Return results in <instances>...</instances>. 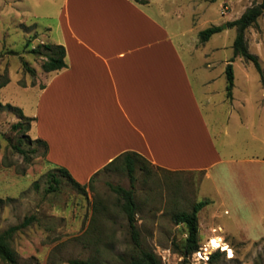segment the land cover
Segmentation results:
<instances>
[{"label": "rangeland", "instance_id": "obj_1", "mask_svg": "<svg viewBox=\"0 0 264 264\" xmlns=\"http://www.w3.org/2000/svg\"><path fill=\"white\" fill-rule=\"evenodd\" d=\"M177 1L176 9L181 12L177 26L183 30L193 27L192 32L180 39L202 43L198 31L215 25L222 27L262 0H198L194 4L188 0ZM61 12L62 0H0V82L5 78L9 81L0 88L1 105L9 103L19 107L27 117L33 114L38 90L44 82L41 64L45 58L32 54L31 49L41 43L55 44L61 40ZM235 35V28L226 26L214 34L202 50L193 54V60L207 58L215 62L210 74L217 77L212 85L216 91H224L225 82L218 75L224 74L225 65L233 56ZM245 40L249 52L258 58L263 78L253 63L235 58L232 63L234 107L225 104L223 109L216 110L217 121L208 120V124L224 156L262 159L263 16L245 31ZM182 54L186 61L191 60L186 49H182ZM23 62L35 69L34 77L25 72ZM198 74L200 72L193 74L192 79L199 92ZM228 108H235L233 113L244 120L243 126L231 123L227 126ZM209 110L204 108L206 116ZM20 120L13 111L0 106V232L19 224L26 216L37 218L31 226L17 232L10 242L19 264H67V260L75 258L95 264H121L122 258L128 259L133 246L125 215L120 210L123 201L111 186L133 189L141 244L162 264H182V246L187 236L184 225L175 224L173 217L180 212H190L193 204L203 200H209V204L197 214L199 244L206 241L210 226H222L225 228L222 235L230 234L225 239L233 250L231 259L221 256L213 264H264V227L252 228L253 240L242 239L231 222L232 214L223 213L225 207H220L214 188L203 179L202 172L169 173L136 158L133 186L124 164L118 162L92 174L90 180L82 184L84 192L61 173H58L61 183L47 192L50 189L47 174L54 167L47 164L43 147L34 142L31 128L22 132L12 129ZM15 146L26 151L36 147L37 153H29V158L25 159L15 151ZM215 212L217 217L211 218ZM187 259L188 264H195L191 255Z\"/></svg>", "mask_w": 264, "mask_h": 264}, {"label": "crops", "instance_id": "obj_2", "mask_svg": "<svg viewBox=\"0 0 264 264\" xmlns=\"http://www.w3.org/2000/svg\"><path fill=\"white\" fill-rule=\"evenodd\" d=\"M177 2L62 0L55 45L65 48L66 67L43 72L31 130L47 145V164L80 184L129 152L169 173L202 172L236 231L253 240L252 228L264 227V158L224 156L217 147L208 120L217 121L225 104L234 107V91L226 97V70L218 75L224 91H216L215 62L193 60L206 42L180 39L193 27L177 26ZM198 72L199 92L192 79ZM234 109L226 110L227 126H243Z\"/></svg>", "mask_w": 264, "mask_h": 264}, {"label": "trees", "instance_id": "obj_3", "mask_svg": "<svg viewBox=\"0 0 264 264\" xmlns=\"http://www.w3.org/2000/svg\"><path fill=\"white\" fill-rule=\"evenodd\" d=\"M264 17V0H262L259 5L252 6L246 9L239 18L234 21L227 22V28H235L236 35L232 44L233 56L230 59V63H228L225 67V79H226V97L232 98V91L234 88V69L232 62L235 58L239 57L244 59L245 61L253 63L258 73L263 78V72L258 61V58L249 52L246 40H245V31L256 24L259 17ZM221 26H211L204 30H201L198 33L199 40L204 43L207 42L212 36L216 33L221 32ZM31 53L40 57H44L45 60L41 64V70L43 72H53L62 70V68L66 67L65 63V48L62 45L41 43L37 45V47L31 49ZM23 67L25 72H28L32 77L36 75L35 69L30 67L26 62H23ZM8 79H3L0 82V88L4 87L8 83ZM25 87V86H22ZM44 85L40 86V89H43ZM2 108L13 111L18 117L21 119L17 123L12 125V129L17 132L29 131L31 128V123L35 121L34 118L27 117L24 115L21 108L13 106L9 103L3 104ZM34 142L37 145H40L44 149V157L47 152V145L44 141L40 139H35ZM15 151L23 155L25 159L29 158V153L36 154L37 148L34 147L30 151H26L22 149L20 146L14 147ZM140 158L144 159L140 155L136 153H124L117 158H115L112 162L107 164L103 169L107 167L122 162L125 166V169L128 173L131 185H134L135 182V159ZM145 160V159H144ZM58 173H61L63 176L68 178L70 183L74 187H76L81 192H84L85 185H82L76 182L68 173L66 169L63 168H53V170L48 172V177L50 180V189L47 192H51L55 190L56 186L61 183V178H59ZM111 190L117 194L121 200L123 201L122 205H120L121 212L125 215L127 221V227L130 235V239L132 241L133 252L128 259L122 258L121 264H162L161 260L151 251L143 248L139 231L136 226V203L134 200V191L133 189H125L120 186H111ZM209 204V200H203L197 202L192 205L190 212H180L174 215L173 219L175 224H182L185 227L186 238L183 241L182 246V256L184 257L182 264H188V257L192 255L193 252L199 246L198 232H199V221H198V212ZM37 221V218L34 215L26 216L23 220L14 226H10L4 231L0 232V261L2 264H19L18 255L10 246V242L12 241L14 235L24 230L25 228L31 226L33 223ZM222 255L219 252H216L211 255L208 264H213L216 260H218ZM67 264H95L90 260L86 259H69L66 261Z\"/></svg>", "mask_w": 264, "mask_h": 264}, {"label": "built area", "instance_id": "obj_4", "mask_svg": "<svg viewBox=\"0 0 264 264\" xmlns=\"http://www.w3.org/2000/svg\"><path fill=\"white\" fill-rule=\"evenodd\" d=\"M216 252H219L227 259L233 257V250L222 235V230L217 227H212L210 228L206 241L199 244L198 248L191 256L195 264H207L211 255Z\"/></svg>", "mask_w": 264, "mask_h": 264}, {"label": "water", "instance_id": "obj_5", "mask_svg": "<svg viewBox=\"0 0 264 264\" xmlns=\"http://www.w3.org/2000/svg\"><path fill=\"white\" fill-rule=\"evenodd\" d=\"M222 28H223V29H225V28H226V25H225V24H223V25H222Z\"/></svg>", "mask_w": 264, "mask_h": 264}]
</instances>
